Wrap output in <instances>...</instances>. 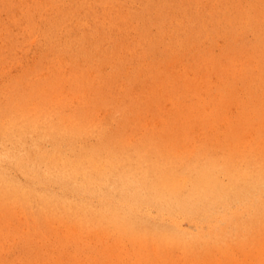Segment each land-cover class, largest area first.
<instances>
[{"label": "bare ground", "instance_id": "obj_1", "mask_svg": "<svg viewBox=\"0 0 264 264\" xmlns=\"http://www.w3.org/2000/svg\"><path fill=\"white\" fill-rule=\"evenodd\" d=\"M55 1L60 21L38 25L56 54L34 55L32 77L0 86V213L8 223L25 216L11 233L27 235L22 252L32 251L34 234L40 238L43 245L36 248L45 261L31 264H46L43 247L56 241L85 253L89 262L93 251L112 258L108 238L127 245V252H118L122 264H264V0ZM136 7L142 8L139 17L128 11ZM36 21L30 28L36 30ZM90 21L102 25L91 36ZM12 23L13 17L6 25ZM129 28L138 40H115L118 30ZM8 33L1 36L0 53L12 66L19 41ZM202 40L218 51L191 61L190 48ZM104 44L110 47L95 63L83 65L88 46ZM140 56H150L154 66L146 93L134 95L136 83L124 84L126 93L122 98L118 92L114 105L102 98L107 123L91 104L81 113L94 123L80 124L82 118L64 105L66 87L90 96L94 77L97 92L108 91L123 71L136 82L126 64L139 65ZM97 63L116 70L99 74ZM31 88L42 91L33 100ZM54 91H60L54 100L59 114L45 130L51 117L43 104H52ZM20 95L24 105L17 109ZM132 109L150 115L133 123L117 120ZM54 221L64 233L49 224ZM95 240L103 242L98 250L92 249ZM73 258L65 264H78Z\"/></svg>", "mask_w": 264, "mask_h": 264}, {"label": "rangeland", "instance_id": "obj_2", "mask_svg": "<svg viewBox=\"0 0 264 264\" xmlns=\"http://www.w3.org/2000/svg\"><path fill=\"white\" fill-rule=\"evenodd\" d=\"M41 7H45V8H41ZM39 10H43L44 14L41 15L39 13ZM141 10H142V8L136 7V8H133L132 11L131 10H128V11L130 12V14L133 17H139L138 13L141 12ZM59 11H60V9H59L58 4L56 3L55 0H0V42L2 40L1 36H4V34L9 32L8 35L11 36L12 39H16V41H19V47L15 50V52H17L20 55L17 63L13 64L12 66L11 65L8 66L9 59L7 58V56L4 53L3 54L0 53V86H2L4 83H7V82L10 83V81L17 84L21 79L24 78L25 75H28L29 73L34 72L36 70V65H37V58L34 55L42 53L45 56L46 54H48L51 51H53V53L56 54L55 49H57V47L55 46L53 48V46L51 45L48 49L47 38H46V36H44L43 27H42V25H38V24L39 23L42 24V20H45L46 23H54V22L60 21V12ZM86 12H87L86 9H83L81 11V13H85V14H86ZM98 14H100V11L98 12ZM87 15H89L90 17H93L96 15V12L94 10H91V11H89V13ZM11 17H13V23L11 25L7 26L6 23L10 20ZM36 18H38L39 21H36V30H34V28H30V26H34L33 22L35 21ZM90 22H91L92 26L88 27L89 28L88 30L90 33L87 35L91 36V35L96 34V32L94 31L95 28L96 27L101 28L102 25L99 24L100 21L99 22L90 21ZM1 27L3 29H1ZM111 27H113V24L110 23V31H111ZM76 28L78 29L79 33H82V31H83L82 29H80L79 27H76ZM155 28H156V25L152 24L151 29L154 30ZM47 29H48V27H47ZM113 33L114 32H111V35ZM135 35H136V40H138L137 30L129 28V29H124V30H118L114 34V38L116 41L122 43L126 39L127 36H128V40H129V39H133L135 37ZM197 39H198V37H197V35H195L194 37H192V40L190 42L193 43V41L197 40ZM23 46H24V48H23ZM106 47H110V45L104 44L103 47L100 49H94L93 45H92V49L90 48V46H88V48L90 50L89 60L87 62H85V59L82 58L81 61L84 62L83 65L94 64L95 61L99 58V56L103 53L104 48H106ZM20 49H22V50H20ZM190 50L191 51H190L187 58H189L191 61H193L195 58L200 57L201 54H207L210 52L218 51V48L216 47L215 43L209 42L206 40H202V43L197 42V43L193 44L192 47L190 48ZM91 55H93L94 57ZM149 59H150V56H148V58L146 56H143V57L140 56V60L142 62H140L139 65H137L136 61L127 62V64H126L127 70L129 68H131V70H128L129 73L133 76L138 77L136 82H134L133 79H131V81H129L130 79H127L126 77H122V74L124 73V71H123L120 73L121 78L120 79L116 78V81L112 82L108 91L104 90L103 92H97L96 85L98 82H97V79L94 77L89 80L94 84V90H95L90 96L88 95V93L80 94L79 92L72 91L70 89V87H66V91H68V92L65 93V97L63 98L64 105L68 104L70 107V111L73 114H75L76 117L82 118V121L80 122V124H82L84 122L94 123L89 116H86V113H88L86 106H88V108L91 109L92 108L91 104H94L98 108V114L94 113L95 116L97 118H99L103 123H107L108 120H105V118L102 116L104 114L107 115V113H105L103 106H108V103H104L102 98L104 97L105 101L110 102L111 105H114L116 103L117 99H119L118 92H120L122 98H123L124 94L126 93V90H124V89H127V88L126 87L123 88L122 86L125 84L128 87V84H130V83H136L134 87H132V86L130 87V89H132L134 91V95H136L139 92V90L141 93H146V91H144V89L147 85V76H148L147 73L149 70H152L154 68L153 65L149 64ZM190 60L185 62V65L187 67L190 65L188 63V62H191ZM67 64H69V62H67ZM182 66H184V64H182ZM94 67H95L94 69H96L97 73L105 74V75H107L109 71L116 70L109 63H97L94 65ZM138 67H140V70L137 69ZM143 69H145L146 72ZM29 75L32 77V74H29ZM47 75H49V74H47ZM63 82L67 84L68 80L66 79ZM47 83H48V81H47ZM155 83H157V82L155 81ZM31 89L34 90V88H31ZM40 92H42V91H37L35 89L34 94H36V95L32 96L31 99L33 100V99L37 98V95H40L39 94ZM59 92L60 91L50 92V93H52L51 97H53V98L48 99V101L49 102L52 101V104H49L48 102L43 104L45 106V109H47L50 112L47 116L51 117V120H50L49 124L47 125V127L45 128V130H48L50 128L52 119L54 117H56L57 114H59L57 111V109H59V108H57V105L54 102V100L57 98ZM1 98H3V95L1 94V89H0V99ZM145 98H147V97H145ZM17 100H18V103H16L15 106L17 107V109H19L18 105H24L22 95H20V97ZM133 101L135 103H137V102H139V99L133 100ZM167 105L171 106V104H167ZM146 107H147V105L142 106V108H146ZM23 109H24V107H23ZM165 109L169 111L168 107H165ZM85 110H86V113H81L82 111L85 112ZM23 112L24 111H22L21 113H23ZM147 112H148V110H147ZM147 112L135 113L132 109L128 113H123L124 115H119L117 120L121 121L124 119V120L129 122V120L137 119V117L139 118V116H143V117L148 118L150 113H147ZM108 113L113 114V111L110 109L108 111ZM231 113L232 114H229V115L234 116V114L236 113V110H232ZM6 115H8L7 112H6ZM109 117H111V116H109ZM121 118H123V119H121ZM129 123H133V122H129ZM77 128H78L77 130L83 129L82 125H79ZM118 128H119V126H118ZM3 213H0V234H1V236H0V238H1L0 239V264H31V263H38L40 261L44 262L45 257H43L39 253L38 249L36 248L37 246L39 247V246L43 245L40 242V238H37L36 235L34 234L32 236V239H31V244H32L31 246H34V248L29 253H25V252H22L21 248L25 249V247L27 246L26 245L24 247V245L26 244L25 240H26L27 235H25L21 232L15 234V235L11 234L12 232H14V233L16 232V229L14 227H20L25 223V216L23 214H19L18 218H16V219L13 218L10 220V223H8V221L5 220V216L3 215ZM21 220L24 223L21 222ZM51 223H49L51 226H53L54 228H58L57 233L61 232L60 234H62L65 232L64 226L62 224H60L59 221H57V222L54 221ZM6 225H7V227H9L8 229H6ZM51 226H50V228H51ZM9 231H10V233H7ZM73 237L79 242L83 241L82 236H75L74 235ZM107 240L110 241V242H107V243H109V245L111 243V245H110L111 251L112 252L115 251V252H113L114 254H112V258L110 257L111 255H109V252L102 256L99 254V252L94 253V251H93V256L90 258V262H89L88 256L85 253L76 252L74 250V247L68 248V247L61 245L60 242L56 241L54 244L50 245L49 248L43 247L47 251V253L46 252H44V253H46L49 257V259L46 261V264H65V262L68 259H72L73 261H75V259L73 257H76L78 259V264H82L84 262H87L88 264L89 263H92V264H122V263L126 262L123 260V258H121L119 253H120V251L122 252L123 248L126 249L127 245H125V247L120 246V244H118V246H116L114 244H117V243H115L112 238H108ZM99 241H100V243H99ZM101 241L102 240L93 241L94 247H92V249L98 250L97 247L99 248L101 246V244H103V242L101 243ZM52 243H53V241H52ZM81 245L82 244H80V246ZM112 246H113V249H112ZM121 247H122V249H121ZM116 250H118V251L116 252ZM83 251L88 252L86 250H83ZM127 251L128 250L126 249V252ZM107 255H109V256H107ZM118 256L120 259L118 258ZM100 257H102V259H100ZM142 257H144V258H141V260L143 259L144 262L145 261L147 262V260L150 259L147 256H142ZM159 257L157 258V260L160 262L161 259H159ZM132 258L135 259L134 255H132ZM124 259L126 260L127 257H124ZM142 261H140V259H139V262H142ZM202 263L206 264V261H202Z\"/></svg>", "mask_w": 264, "mask_h": 264}]
</instances>
